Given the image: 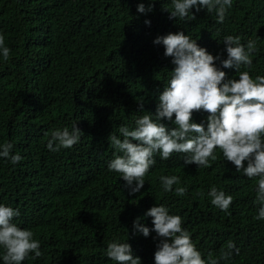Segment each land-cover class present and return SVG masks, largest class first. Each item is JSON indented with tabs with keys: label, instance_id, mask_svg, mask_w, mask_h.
Listing matches in <instances>:
<instances>
[{
	"label": "trees",
	"instance_id": "16d2710c",
	"mask_svg": "<svg viewBox=\"0 0 264 264\" xmlns=\"http://www.w3.org/2000/svg\"><path fill=\"white\" fill-rule=\"evenodd\" d=\"M140 3L148 8L152 0H0V34L10 49L7 60L0 49V145L12 143V154L22 157L12 164L0 156V204L19 209L13 222L34 233L43 253L22 264H116L106 255L110 242H128L141 264H155L161 238L145 213L159 204L182 217L204 259L211 253L219 264H264V220L255 219L264 206L256 200L259 177L237 172L219 148L206 168L185 165L183 153L167 160L157 153L143 188L131 193L121 174L109 171L122 153L108 139H123L121 126L132 130L136 119L156 114L175 68L164 46L154 44L158 36L183 31L221 59L225 36L245 45L255 40L252 66L239 71L264 76V0H232L223 23L195 7V20L170 19L164 7L172 0H154L145 13ZM216 64L226 80L239 78L237 69ZM208 115L194 112L193 122L206 127ZM173 121L161 122L172 128ZM76 124L78 143L47 148L53 131ZM171 175L180 183L166 192L160 178ZM178 186L187 194L176 195ZM213 186L233 197L227 212L212 205ZM137 218L151 230L147 237L136 230ZM229 240L236 248L224 260ZM3 254L0 247V264Z\"/></svg>",
	"mask_w": 264,
	"mask_h": 264
},
{
	"label": "clouds",
	"instance_id": "9594fccd",
	"mask_svg": "<svg viewBox=\"0 0 264 264\" xmlns=\"http://www.w3.org/2000/svg\"><path fill=\"white\" fill-rule=\"evenodd\" d=\"M153 6L154 0L148 8L140 3L137 10L145 13ZM193 7L196 12L202 8L208 13L215 12L217 23H223L232 0H172L171 8L164 7V10L170 12V19L191 21L196 19ZM193 38L180 31L158 36L153 41L164 46V55L173 58L175 68L158 97L155 116L149 112L139 117L132 130L121 126L119 132L123 139L115 133L108 137L116 152L122 153L109 163V171L120 173L130 192L138 193L145 184L146 174L156 163L155 154L159 153L161 159L167 160L173 153H183L185 165L195 163L206 168L210 166V160L218 159L215 152L219 148L223 157L235 165L237 172L248 178L259 177L256 200L264 205V76L253 78L249 71H239L241 65L252 66V56L258 51L257 42L249 40L245 45L239 36L227 35L223 42L227 59H221ZM0 49L7 60L10 49L5 46L3 34H0ZM217 60L224 68L237 69L239 78L226 80L227 74L217 66ZM143 106L141 98L140 108ZM201 110L209 114L206 127L204 123L193 122V113ZM164 119L173 121L176 126L169 128L161 122ZM81 135L77 124L71 130L67 127L57 129L51 133L47 148L53 152L71 148L80 141ZM0 148V156L10 159L12 164L22 160L19 153L12 154V143L0 145ZM160 179L166 192L173 191V186L180 183L176 175L161 176ZM175 194L184 196L187 188L178 186ZM208 195L212 205L225 212L233 202L231 195L215 186ZM19 215V209L0 204V247L4 249V264H22L30 253L36 258L43 254L40 242L33 238L34 233L13 222V218ZM145 215L153 218L152 230L161 238L154 254L155 264H219L211 253L207 260L203 258L190 233L182 227V217L170 214L166 206H153ZM139 219L135 228L147 237L151 230L141 225ZM255 219L264 220V206L260 207ZM235 248L234 242L229 240L221 250L220 258L228 260ZM106 255L116 264H141V257L134 255L128 242H110Z\"/></svg>",
	"mask_w": 264,
	"mask_h": 264
}]
</instances>
